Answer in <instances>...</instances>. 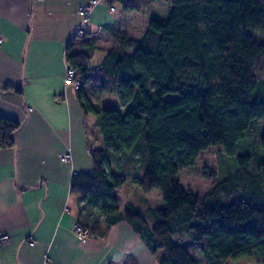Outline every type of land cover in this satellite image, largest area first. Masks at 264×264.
Segmentation results:
<instances>
[{"label":"trees","instance_id":"trees-1","mask_svg":"<svg viewBox=\"0 0 264 264\" xmlns=\"http://www.w3.org/2000/svg\"><path fill=\"white\" fill-rule=\"evenodd\" d=\"M117 1L138 16L129 36L107 29L119 47L106 49L96 66L88 32L66 47L96 139L92 168L73 174L70 194L107 222L137 220L150 252L163 251L160 264H197L188 246L208 264H264V131L261 154L237 156L234 173L202 196L178 179L215 151L234 155L251 123L264 120V0ZM77 40L84 50H74ZM104 94L114 95V107H103ZM18 128L0 115V149L14 146ZM135 188L161 194L151 226L130 203L117 210L113 192L130 197Z\"/></svg>","mask_w":264,"mask_h":264},{"label":"crops","instance_id":"crops-1","mask_svg":"<svg viewBox=\"0 0 264 264\" xmlns=\"http://www.w3.org/2000/svg\"><path fill=\"white\" fill-rule=\"evenodd\" d=\"M87 1L0 0V115L19 123L14 146L0 149V231L10 235L0 247V264H160L164 254L145 246L137 220L107 222L69 192L73 174L91 170L96 146L95 127L86 123L76 89L64 80L66 47L80 21L76 11ZM107 4H96L87 24L85 41L94 44L97 64L106 49L119 47L108 30L129 36L138 17L117 0L111 1L113 11ZM74 43V50L85 49L80 40ZM102 105L114 107V95L104 94ZM65 154L68 161L61 160ZM153 191L135 188L125 197L115 190L118 212L130 203L151 226V211L163 208ZM82 224L93 228L86 241L73 232ZM188 252L197 264H208L198 248L188 246Z\"/></svg>","mask_w":264,"mask_h":264},{"label":"rangeland","instance_id":"rangeland-1","mask_svg":"<svg viewBox=\"0 0 264 264\" xmlns=\"http://www.w3.org/2000/svg\"><path fill=\"white\" fill-rule=\"evenodd\" d=\"M97 56L98 54L91 61V65L96 66ZM263 131L264 120L253 121L250 127L244 132V137L238 141L234 155L228 156L222 151H215L205 164L206 166H199L198 170L182 169L178 174L181 186L197 196H202L216 181L226 177L228 174L234 173L239 166L237 156L246 154L256 156L261 154L260 150L262 148L259 147V140ZM152 193H157L161 199L158 190H154ZM197 254V250H194L193 255L195 256ZM197 260H199V256ZM230 264L260 263L240 259L234 262L231 261Z\"/></svg>","mask_w":264,"mask_h":264},{"label":"built area","instance_id":"built-area-1","mask_svg":"<svg viewBox=\"0 0 264 264\" xmlns=\"http://www.w3.org/2000/svg\"><path fill=\"white\" fill-rule=\"evenodd\" d=\"M101 1L108 2V6L111 11L114 10V6H112L111 1L112 0H88L86 3L78 6L77 8V15L80 18V21L77 25L76 35L77 36H83L87 32V24L89 15L93 9V7L100 3ZM65 83L68 85H71L74 89H77L80 85V79L75 77V70L68 66L65 69V77H64ZM69 154H65L61 157L62 161H68L69 160ZM74 234L76 235L77 239L80 241H86L89 238L92 237V234L90 231L83 226L76 225L73 229ZM10 240V235L7 232L0 231V247L8 243Z\"/></svg>","mask_w":264,"mask_h":264}]
</instances>
